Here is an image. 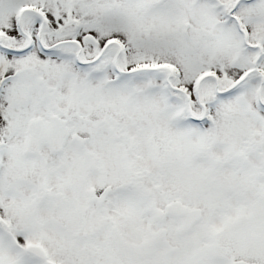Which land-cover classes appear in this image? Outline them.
<instances>
[{
  "label": "snow or ice",
  "instance_id": "1",
  "mask_svg": "<svg viewBox=\"0 0 264 264\" xmlns=\"http://www.w3.org/2000/svg\"><path fill=\"white\" fill-rule=\"evenodd\" d=\"M0 264H264V0H0Z\"/></svg>",
  "mask_w": 264,
  "mask_h": 264
}]
</instances>
